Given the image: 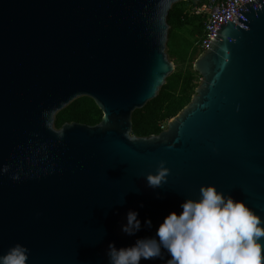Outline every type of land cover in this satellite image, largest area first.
I'll return each instance as SVG.
<instances>
[{"label":"water","instance_id":"1","mask_svg":"<svg viewBox=\"0 0 264 264\" xmlns=\"http://www.w3.org/2000/svg\"><path fill=\"white\" fill-rule=\"evenodd\" d=\"M182 1L0 0V254L19 243L26 264H109L110 242L155 235L208 184L264 220V0L220 19L192 63L200 81L166 127L132 134L133 113L174 72L167 17ZM81 97L100 122L56 128ZM160 161L170 171L153 189L146 176ZM129 210L141 221L131 236Z\"/></svg>","mask_w":264,"mask_h":264},{"label":"clouds","instance_id":"2","mask_svg":"<svg viewBox=\"0 0 264 264\" xmlns=\"http://www.w3.org/2000/svg\"><path fill=\"white\" fill-rule=\"evenodd\" d=\"M164 165L165 161H160L156 171L147 174V186L155 189L167 180L170 170ZM7 170L5 166L0 171ZM180 209L164 217L155 235L137 238L120 248L110 242L106 253L109 264L164 259L163 252L168 255L166 264H264V220L243 200L208 184L200 187L198 198H185ZM144 223L152 227L151 219ZM140 229L138 212L129 210L121 231L131 236ZM28 252L17 243L0 254V264H26Z\"/></svg>","mask_w":264,"mask_h":264},{"label":"trees","instance_id":"3","mask_svg":"<svg viewBox=\"0 0 264 264\" xmlns=\"http://www.w3.org/2000/svg\"><path fill=\"white\" fill-rule=\"evenodd\" d=\"M200 5L201 2L188 0L172 6L167 17V53L171 61L175 59L181 63V68L174 70L166 79L156 98L133 113L132 134L139 137L159 134L162 126L189 103L199 76L188 62L200 54L198 48L205 23L202 15L190 9ZM101 117L102 113L94 101L81 97L56 114L54 125L60 128L64 123L76 122L93 126L100 122Z\"/></svg>","mask_w":264,"mask_h":264},{"label":"built area","instance_id":"4","mask_svg":"<svg viewBox=\"0 0 264 264\" xmlns=\"http://www.w3.org/2000/svg\"><path fill=\"white\" fill-rule=\"evenodd\" d=\"M201 2L200 6L190 9L205 18L204 35L199 43V52H203L208 44L211 35L220 21L226 14L238 9L249 0H194ZM164 129V127L162 126Z\"/></svg>","mask_w":264,"mask_h":264},{"label":"rangeland","instance_id":"5","mask_svg":"<svg viewBox=\"0 0 264 264\" xmlns=\"http://www.w3.org/2000/svg\"><path fill=\"white\" fill-rule=\"evenodd\" d=\"M199 55V54H198ZM198 55L196 54L194 57V60L198 57ZM193 58V57H192ZM194 60L192 61H189L188 63L189 64H192L193 62H194ZM172 62H173V64H174V70H176V69H179V68H181V63L179 62V61H177V60H172ZM200 81V78H198V82ZM163 127L165 128L166 127V123L163 125Z\"/></svg>","mask_w":264,"mask_h":264}]
</instances>
